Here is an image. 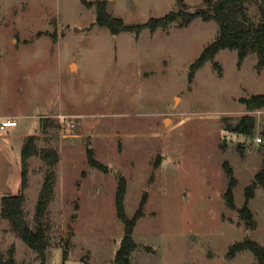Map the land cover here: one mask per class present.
Instances as JSON below:
<instances>
[{
  "label": "rangeland",
  "instance_id": "rangeland-1",
  "mask_svg": "<svg viewBox=\"0 0 264 264\" xmlns=\"http://www.w3.org/2000/svg\"><path fill=\"white\" fill-rule=\"evenodd\" d=\"M98 1L129 24L203 4L0 0V118L18 120L0 127V214L2 197L21 190L26 136L38 134L39 148L60 152L45 217L47 264H114L125 235L116 198L122 177L127 214L133 217L143 204L133 264H259L250 249L229 255L246 238L264 245V187L249 201L253 227L240 211L245 188L264 163V107L250 111L241 101L264 93L257 54L239 64L236 49H222L220 67L208 61L192 75L218 35L216 20L197 17L186 26L113 33L97 22ZM246 114L257 118L253 136L230 129ZM43 118L54 121L45 132ZM89 148L104 168L89 163ZM226 162L237 180L235 208L226 198ZM48 169L41 155L30 158L24 192L32 226ZM12 244L18 264L41 263L0 216V251Z\"/></svg>",
  "mask_w": 264,
  "mask_h": 264
},
{
  "label": "trees",
  "instance_id": "trees-1",
  "mask_svg": "<svg viewBox=\"0 0 264 264\" xmlns=\"http://www.w3.org/2000/svg\"><path fill=\"white\" fill-rule=\"evenodd\" d=\"M179 2L188 8L185 0ZM97 22L108 27L113 33L131 30L140 32L144 28L156 31L159 28L167 29L173 24L186 26L197 17L205 20L214 19L219 25L216 39L208 44L201 56L192 66V75L206 62L213 61L218 64L216 56L222 49H236L238 51V62L241 64L250 53H256L258 61L256 66L259 70L264 69V0H203V4L196 10L180 8L172 10L163 16L152 17L145 23L129 24L122 17L110 14L103 1L97 2ZM218 66V65H217ZM220 67V66H218ZM241 101L245 103L250 111L264 107V93H255L250 96H242ZM54 121L50 118L42 119L43 132L48 130ZM257 118L253 114L242 116L239 121L230 127L238 133L246 136H253L256 131ZM38 134L26 136L22 147V177L21 190L17 193L6 194L2 197V208L0 216L9 220L12 230L17 236L22 238L41 258L40 264H47L48 251L51 247L49 227L45 223L49 205L55 197V186L57 181V170L55 166L60 160V152L53 146L39 148ZM41 155L50 165L39 194L36 204L35 225L32 226L25 209L26 194L25 188L29 181V160L32 156ZM89 163L98 168H104V164L95 157L92 148L88 149ZM227 173L230 176L229 187L226 192L228 204L235 208L234 187L236 178L233 169L225 163ZM264 187V163L262 168L256 173L255 179L245 188V203L240 208L243 216L250 226H254L253 213L249 207L250 199L255 195L256 189ZM127 191V181L125 177L119 180L117 190V210L125 226V235L117 250L114 264H133L131 261L132 252L138 248L139 243L134 238V229L137 219L144 214L143 204L133 217H130L125 209V195ZM145 200V198H144ZM71 248V239L64 242V255L68 257ZM250 249L257 257L259 264H264V245L258 240L246 238L234 243L230 250V257L235 256L239 251ZM16 245L12 244L7 252L0 251V264H18L16 260ZM88 264H92L88 261Z\"/></svg>",
  "mask_w": 264,
  "mask_h": 264
},
{
  "label": "built area",
  "instance_id": "built-area-1",
  "mask_svg": "<svg viewBox=\"0 0 264 264\" xmlns=\"http://www.w3.org/2000/svg\"><path fill=\"white\" fill-rule=\"evenodd\" d=\"M17 124H18V120L14 117L0 118V127L2 129H5L9 126H15ZM258 140L261 141L262 137H258Z\"/></svg>",
  "mask_w": 264,
  "mask_h": 264
},
{
  "label": "crops",
  "instance_id": "crops-1",
  "mask_svg": "<svg viewBox=\"0 0 264 264\" xmlns=\"http://www.w3.org/2000/svg\"><path fill=\"white\" fill-rule=\"evenodd\" d=\"M8 117H14V116H8ZM15 118V117H14ZM26 135H24L23 137H25Z\"/></svg>",
  "mask_w": 264,
  "mask_h": 264
}]
</instances>
